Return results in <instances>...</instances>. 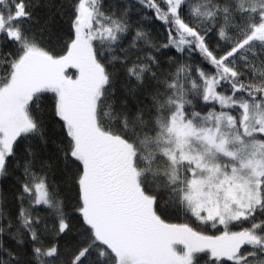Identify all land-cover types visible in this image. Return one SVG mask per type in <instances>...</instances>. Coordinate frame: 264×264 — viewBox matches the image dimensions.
I'll use <instances>...</instances> for the list:
<instances>
[{
    "label": "snow or ice",
    "instance_id": "obj_1",
    "mask_svg": "<svg viewBox=\"0 0 264 264\" xmlns=\"http://www.w3.org/2000/svg\"><path fill=\"white\" fill-rule=\"evenodd\" d=\"M0 264H264V0H0Z\"/></svg>",
    "mask_w": 264,
    "mask_h": 264
}]
</instances>
